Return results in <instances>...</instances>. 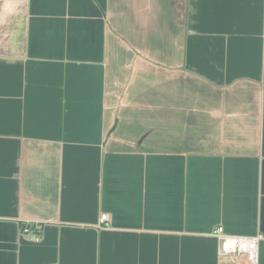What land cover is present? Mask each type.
I'll list each match as a JSON object with an SVG mask.
<instances>
[{
    "label": "crops",
    "instance_id": "0c3cea01",
    "mask_svg": "<svg viewBox=\"0 0 264 264\" xmlns=\"http://www.w3.org/2000/svg\"><path fill=\"white\" fill-rule=\"evenodd\" d=\"M218 227L264 264V0H0V264H249Z\"/></svg>",
    "mask_w": 264,
    "mask_h": 264
},
{
    "label": "built area",
    "instance_id": "2783aa9c",
    "mask_svg": "<svg viewBox=\"0 0 264 264\" xmlns=\"http://www.w3.org/2000/svg\"><path fill=\"white\" fill-rule=\"evenodd\" d=\"M107 220L106 215L100 217V223ZM23 236L30 238L33 242H40L41 229L37 223L27 222L21 230ZM220 242V254L230 256H244L249 264H258V242L259 237H238L226 235L222 227H218L214 232Z\"/></svg>",
    "mask_w": 264,
    "mask_h": 264
}]
</instances>
